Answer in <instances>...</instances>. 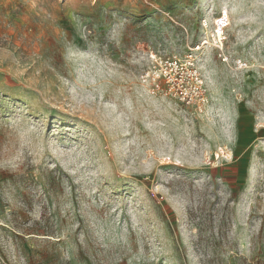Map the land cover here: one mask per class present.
I'll list each match as a JSON object with an SVG mask.
<instances>
[{
	"label": "rangeland",
	"instance_id": "374dc122",
	"mask_svg": "<svg viewBox=\"0 0 264 264\" xmlns=\"http://www.w3.org/2000/svg\"><path fill=\"white\" fill-rule=\"evenodd\" d=\"M0 264H264V0H0Z\"/></svg>",
	"mask_w": 264,
	"mask_h": 264
},
{
	"label": "built area",
	"instance_id": "2783aa9c",
	"mask_svg": "<svg viewBox=\"0 0 264 264\" xmlns=\"http://www.w3.org/2000/svg\"><path fill=\"white\" fill-rule=\"evenodd\" d=\"M219 20V27L223 30L228 17L223 15ZM150 58L151 65L146 75L151 80L154 92L174 97L186 107H194L199 112L207 109V89L191 56L181 58L177 54L151 53Z\"/></svg>",
	"mask_w": 264,
	"mask_h": 264
}]
</instances>
